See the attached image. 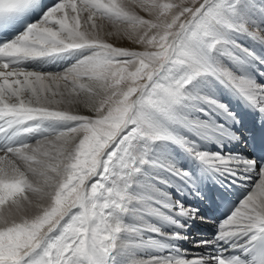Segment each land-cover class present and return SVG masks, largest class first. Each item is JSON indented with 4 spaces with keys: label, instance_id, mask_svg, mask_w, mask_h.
Listing matches in <instances>:
<instances>
[{
    "label": "snow or ice",
    "instance_id": "obj_1",
    "mask_svg": "<svg viewBox=\"0 0 264 264\" xmlns=\"http://www.w3.org/2000/svg\"><path fill=\"white\" fill-rule=\"evenodd\" d=\"M240 35L264 45V0H0V264H264V55Z\"/></svg>",
    "mask_w": 264,
    "mask_h": 264
},
{
    "label": "bare ground",
    "instance_id": "obj_2",
    "mask_svg": "<svg viewBox=\"0 0 264 264\" xmlns=\"http://www.w3.org/2000/svg\"><path fill=\"white\" fill-rule=\"evenodd\" d=\"M257 3H259V0H257ZM131 8L132 9H138L139 7H136L135 5H131ZM86 15V14H85ZM98 24H103V29L102 31L100 32V36L102 39H104L106 42H108L109 40H114V43L119 46V45H122L124 46V44L126 45H129V46H135L137 47L138 46V43L135 42V39H134V35L129 37V35L126 34V28L124 25H117L115 26V28L113 29H109V22L107 21H97ZM237 41L243 46V47H247L249 48L250 50L256 52V54L258 55H263L262 53V47H264V45L256 42V41H253L252 39H250L248 36H245V35H240L237 37ZM128 47V46H127ZM69 64V60H59L55 63H51L50 64L48 63L47 64V67L44 66L43 68H38V69H35V70H40V71H44V72H51L53 74H56V73H62L64 68L67 67ZM259 67V65H258ZM47 84L48 87H51L53 89L56 88V84L55 83H52L50 81H46L45 82ZM59 85H60V89L61 90H64V82L63 81H60L59 82ZM227 94H223L221 95L220 93H218V97L220 99H222L225 103H228L229 106L235 110L234 108V98L231 99V100H227L224 96H226ZM61 107H64V108H71L72 110H75V111H80V112H83V111H86V109L83 108L82 105H67V104H64V105H61ZM239 113V116L240 117H243L242 113L240 110H235ZM241 126V125H240ZM28 142L29 143H32L34 144L35 143V138H31L29 137L28 138ZM229 147L231 148L232 145H229ZM0 155H3V153H0ZM17 163H20L19 161H17ZM21 167L23 168V165L21 164ZM30 199L33 201V204L32 205H27L25 204V206L19 211V212H15V210L13 209V213L15 215V218L16 219H20L22 216H32L36 213L37 209L35 208V203L37 201V196L35 194H32V193H28ZM3 210L5 212H7L9 210L8 208V205H5L3 206ZM152 235L154 238H156V234H150ZM186 249V248H184ZM188 255H189V258H191L193 255H196L195 251L194 250H188ZM143 254L142 253H138L137 254V258H142Z\"/></svg>",
    "mask_w": 264,
    "mask_h": 264
},
{
    "label": "rangeland",
    "instance_id": "obj_3",
    "mask_svg": "<svg viewBox=\"0 0 264 264\" xmlns=\"http://www.w3.org/2000/svg\"><path fill=\"white\" fill-rule=\"evenodd\" d=\"M172 2L180 3L181 0H172ZM185 2H189V0H185ZM132 10H134L135 12H137V14L143 16L145 19H149V18H151V17L148 16L147 13L143 12L140 8H138V9H135V8H134V9H132ZM113 28H115V26L112 25L111 23H109V29H113ZM134 39L136 40V37H134ZM108 43H111V44H113V45L116 46V47H122V48H127V49H130V50H136V51H142V50H144V47H145L144 45H141V44H139V43H138V46H137V47H135V46H129V45H126V44H124V46H122V45L117 46V45L114 43V40H112V41L109 40ZM127 46H128V47H127ZM82 113H86V111H83Z\"/></svg>",
    "mask_w": 264,
    "mask_h": 264
}]
</instances>
